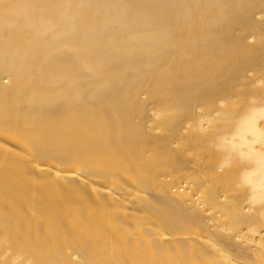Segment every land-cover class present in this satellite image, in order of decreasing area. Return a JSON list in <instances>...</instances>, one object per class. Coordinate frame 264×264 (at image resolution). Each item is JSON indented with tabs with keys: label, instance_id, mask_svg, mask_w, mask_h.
I'll list each match as a JSON object with an SVG mask.
<instances>
[{
	"label": "bare ground",
	"instance_id": "obj_1",
	"mask_svg": "<svg viewBox=\"0 0 264 264\" xmlns=\"http://www.w3.org/2000/svg\"><path fill=\"white\" fill-rule=\"evenodd\" d=\"M0 264H264V0H0Z\"/></svg>",
	"mask_w": 264,
	"mask_h": 264
}]
</instances>
